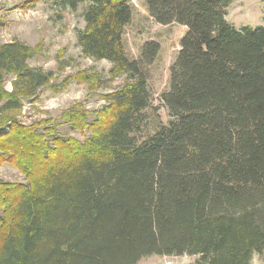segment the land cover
<instances>
[{
    "label": "trees",
    "instance_id": "trees-1",
    "mask_svg": "<svg viewBox=\"0 0 264 264\" xmlns=\"http://www.w3.org/2000/svg\"><path fill=\"white\" fill-rule=\"evenodd\" d=\"M56 2L86 5L77 30L83 54L109 61L129 82L92 115L82 104L61 114L89 132L84 141L60 135L55 121L0 115V164L25 176L0 179V264H138L152 256L252 264L264 252V25L231 24L234 0H145L155 22L187 31L160 98L169 121L139 141L155 110L144 69L159 43L147 42L138 60L127 56L130 0ZM33 51L0 43V114L36 102L49 86L53 73L28 64ZM76 79L86 77L61 87Z\"/></svg>",
    "mask_w": 264,
    "mask_h": 264
},
{
    "label": "rangeland",
    "instance_id": "rangeland-1",
    "mask_svg": "<svg viewBox=\"0 0 264 264\" xmlns=\"http://www.w3.org/2000/svg\"><path fill=\"white\" fill-rule=\"evenodd\" d=\"M27 1L0 0V43L18 40L29 45L34 51L28 64L46 72L51 71L53 77L49 86L40 91L36 102L24 101L21 110L0 115L5 120L13 117V120L27 125L45 119L55 121L60 135L84 141L89 132L73 130L60 119L61 114L76 104H82L92 115L108 104L107 95L129 82L128 76H114L111 73L112 63L83 54L78 44L77 30L85 26L83 12L86 5L71 10L58 5L57 0H37L35 4L26 6ZM130 2L133 18L124 34L127 56L131 60H138L147 42L155 41L160 45L154 62L144 69L155 110L146 112L147 122L141 132L135 135L139 141H143L155 132L159 123L166 124L169 121L168 112L161 106L160 98L169 89L171 68L178 57L187 28L176 23L158 24L150 16L145 0ZM227 20L238 28L264 25V0H234L228 9ZM78 73L83 74L86 80H72L62 88V83L68 77ZM6 79V87L11 89L13 77L8 76ZM53 85L56 92L51 88ZM0 179L12 183L25 182V176L9 163L0 164ZM195 259L191 256H152L142 259L138 264H190ZM252 264H264V252L255 255Z\"/></svg>",
    "mask_w": 264,
    "mask_h": 264
}]
</instances>
